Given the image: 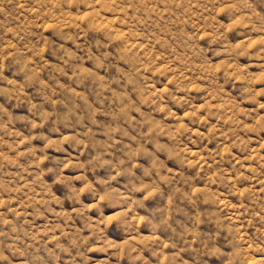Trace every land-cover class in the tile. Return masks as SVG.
Listing matches in <instances>:
<instances>
[{"label":"rangeland","instance_id":"1","mask_svg":"<svg viewBox=\"0 0 264 264\" xmlns=\"http://www.w3.org/2000/svg\"><path fill=\"white\" fill-rule=\"evenodd\" d=\"M0 264H264V0H0Z\"/></svg>","mask_w":264,"mask_h":264}]
</instances>
